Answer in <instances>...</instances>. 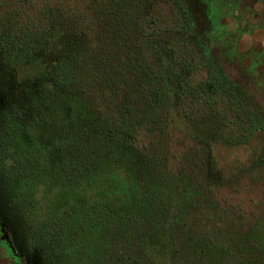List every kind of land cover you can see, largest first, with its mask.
I'll list each match as a JSON object with an SVG mask.
<instances>
[{"label": "trees", "instance_id": "16d2710c", "mask_svg": "<svg viewBox=\"0 0 264 264\" xmlns=\"http://www.w3.org/2000/svg\"><path fill=\"white\" fill-rule=\"evenodd\" d=\"M123 1L104 8L102 0H0L4 225L15 239L23 230L30 244L20 249L37 253L39 264H264V217L250 218L226 198L215 204L208 192H190L199 180L196 163L186 174L180 170L174 148L188 144L175 139L182 140L175 129H167L158 156L141 140L156 125L186 119L182 101L196 93L222 112L215 139L248 144L264 134L263 109L214 50L228 41L216 33L217 0H172L185 40L170 48L169 62L160 44L161 14L148 10L150 0H134L133 12L122 18ZM107 13L117 17L104 27ZM135 24L139 42L160 64L143 96L125 81L126 65L111 62L131 46L127 29ZM129 52L124 58L132 60ZM256 158L264 164V146ZM216 173L211 156L207 177Z\"/></svg>", "mask_w": 264, "mask_h": 264}, {"label": "rangeland", "instance_id": "374dc122", "mask_svg": "<svg viewBox=\"0 0 264 264\" xmlns=\"http://www.w3.org/2000/svg\"><path fill=\"white\" fill-rule=\"evenodd\" d=\"M102 1L104 8H108L110 0ZM135 1H123L121 5L124 10L121 9L117 15L122 18H125L127 14L130 15L133 12ZM189 1L192 2V0ZM223 1L226 3L225 5L218 0L214 2L217 4L213 7V11L217 22L216 33L219 36L224 35L228 39V43L217 42L214 44V50L220 56L230 77L246 89L253 101L260 105L264 111V0ZM148 10L161 14L160 27L162 26L163 30H161L160 44L166 51V59L169 62L172 53L170 48L175 42L182 44L185 40L173 20L175 14L173 13L172 0H150ZM174 11L176 10L174 9ZM117 15L113 16L107 13L105 15L107 22L105 21L104 27H108L109 23L112 24ZM94 16H99V10L94 11ZM176 16H178L177 13ZM117 29L119 32L122 31L121 23H118ZM139 31L138 24L128 28L127 35L129 34V39H131V46L122 47L119 58L111 59L112 63L126 65V73L128 71L130 74L125 81L130 80L129 82L132 83V87L136 90L134 96L144 95L145 86L153 83L154 71L160 66L158 61L151 58L152 53L146 48V43L139 42L141 40V36H137ZM228 33H232L237 38L229 39L228 35L230 34ZM127 51H131L127 56L129 54L134 56L132 60L124 58ZM184 53L185 49L178 50V54L183 55ZM197 79L200 80L201 76ZM210 101L208 95L200 96L198 93L191 100L184 97L181 105L182 109L184 107L186 111L184 114L188 119L183 117L184 120L175 115L177 119L174 123L169 126L165 124L166 122L156 125L152 132L142 137L141 140L150 144L151 148L154 147L156 149L155 156H158L160 152L161 154L165 153L168 140L167 129L168 131L175 129V136L180 134L182 140L178 137L175 139L179 142L186 139L188 144L184 146L183 141L174 148V152L178 151V161H183L180 170L186 174V167L194 166L196 163L194 172L199 180L195 182L196 185L188 186L190 192L193 190L194 195H197L199 191L208 192L215 204L220 202L219 199L223 201L226 198V201L234 205L239 212H243L250 218L261 219L264 217V164L257 165L256 156L264 146V134H258L248 144L232 145L229 140L215 139L221 131L222 112ZM160 116L163 121L167 118L164 111L160 112ZM187 122H190L191 125L189 126ZM211 156L216 161L217 173L212 177H207L208 160ZM189 160L195 162L187 164ZM210 179L214 183L218 182V185H214L218 186L215 195L210 186L214 183L209 185L206 182ZM181 215L182 213L176 215L177 220H181ZM30 218L29 225L35 226L38 220L37 216L31 214ZM1 221L5 232V234L2 233L5 235H3V239L5 238L9 242L16 254L10 253V246L2 239L0 233V264H39L40 258L37 253L32 254L30 251L23 253L20 249L24 250L27 245L23 230L19 229L18 238L15 239L8 229L9 226L4 225L2 218ZM0 231L2 232V230ZM22 242L25 245L21 244ZM109 255L117 262L118 253L116 251Z\"/></svg>", "mask_w": 264, "mask_h": 264}, {"label": "flooded vegetation", "instance_id": "af4514ba", "mask_svg": "<svg viewBox=\"0 0 264 264\" xmlns=\"http://www.w3.org/2000/svg\"><path fill=\"white\" fill-rule=\"evenodd\" d=\"M0 233H1V231H0ZM3 235H4V234L1 233V237H2V239H3V237L5 236V235H4V236H3ZM4 239H5V238H4ZM4 239H3V240H4Z\"/></svg>", "mask_w": 264, "mask_h": 264}]
</instances>
